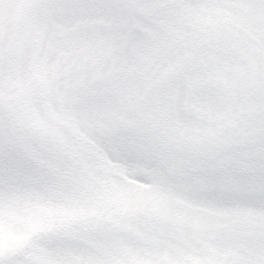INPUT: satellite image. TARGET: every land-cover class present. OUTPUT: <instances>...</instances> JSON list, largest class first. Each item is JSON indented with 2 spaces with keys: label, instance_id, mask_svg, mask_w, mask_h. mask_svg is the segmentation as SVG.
<instances>
[{
  "label": "snow or ice",
  "instance_id": "obj_1",
  "mask_svg": "<svg viewBox=\"0 0 264 264\" xmlns=\"http://www.w3.org/2000/svg\"><path fill=\"white\" fill-rule=\"evenodd\" d=\"M0 264H264V0H0Z\"/></svg>",
  "mask_w": 264,
  "mask_h": 264
}]
</instances>
